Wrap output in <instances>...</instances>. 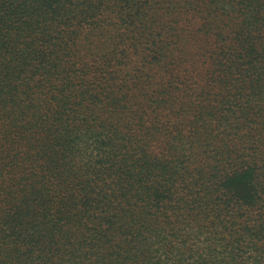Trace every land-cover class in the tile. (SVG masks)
<instances>
[{
    "label": "trees",
    "instance_id": "trees-1",
    "mask_svg": "<svg viewBox=\"0 0 264 264\" xmlns=\"http://www.w3.org/2000/svg\"><path fill=\"white\" fill-rule=\"evenodd\" d=\"M0 264H264V0H0Z\"/></svg>",
    "mask_w": 264,
    "mask_h": 264
}]
</instances>
